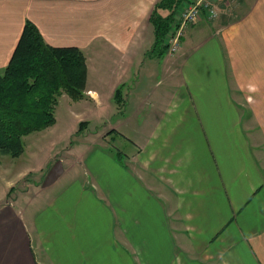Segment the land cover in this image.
I'll use <instances>...</instances> for the list:
<instances>
[{
	"label": "crops",
	"instance_id": "1",
	"mask_svg": "<svg viewBox=\"0 0 264 264\" xmlns=\"http://www.w3.org/2000/svg\"><path fill=\"white\" fill-rule=\"evenodd\" d=\"M158 1L0 0V71L31 21L86 57L85 97L56 105L69 132L84 102L100 118L126 107L98 138L134 137L125 159L85 145L72 161L87 178L35 213L1 202L0 264H264V0H242L237 16L217 0L216 19L202 14L146 68ZM157 67L176 85H128Z\"/></svg>",
	"mask_w": 264,
	"mask_h": 264
},
{
	"label": "trees",
	"instance_id": "2",
	"mask_svg": "<svg viewBox=\"0 0 264 264\" xmlns=\"http://www.w3.org/2000/svg\"><path fill=\"white\" fill-rule=\"evenodd\" d=\"M189 0H159L150 15L154 47L166 52L167 35L177 25L176 14ZM160 10H166L161 15ZM86 57L77 46L47 43L26 20L11 58L0 71V155L19 157L24 136L55 123V107L65 93L72 100L85 97ZM119 90H116V95Z\"/></svg>",
	"mask_w": 264,
	"mask_h": 264
},
{
	"label": "rangeland",
	"instance_id": "3",
	"mask_svg": "<svg viewBox=\"0 0 264 264\" xmlns=\"http://www.w3.org/2000/svg\"><path fill=\"white\" fill-rule=\"evenodd\" d=\"M241 1L242 0H229V3L225 5L229 15L232 13L233 16H237V13L241 11L239 8V5L242 4ZM185 7L186 4L183 3L177 11V25L179 12ZM162 11L164 10L159 11L161 15ZM218 16L219 12L216 18ZM185 30L186 28L183 30L182 35H184ZM175 31L176 27L172 29L170 33H174ZM159 50V45L155 47L152 46L148 53L144 55V66L146 68L156 63L152 60V57L160 58L163 56V54H159ZM133 79L134 81H130L128 85H176L175 81L171 82L166 77L163 78L158 67L155 73L148 76L144 73L139 74L138 72L133 76ZM83 103L84 102H81L82 106L77 111V117H81L83 121L77 124L76 131L69 132L72 128V114L67 110L64 102H61L57 108L55 107L54 112V116L58 118V125L56 128H53L56 124L55 118V123L53 125L24 136V151L19 157H12L8 154L0 155V203L7 200L16 202L17 206L27 213H35L44 208L43 205L46 200L48 201L49 198L56 197L59 192L63 191L73 180L87 178L83 166H75V162L72 160L78 157L83 147L88 143L94 142L95 150L106 149L113 157L122 155L121 157L125 159V155L130 157L133 156L134 137L131 131H129L130 135H132L131 137H124L117 131H111L110 135L106 137L105 140L104 138H98V135L105 127L119 120V117L124 114L126 107H118L117 110H113L109 116L104 112L103 115L107 117L100 118V114L97 110L93 109V107L87 108ZM133 123L130 125L134 126ZM50 153L57 156L54 162L60 160L63 167L65 166L66 169L57 181L47 187H43L42 181L54 162L49 165L44 172H39L38 167L41 165L43 159ZM128 169H130L129 165Z\"/></svg>",
	"mask_w": 264,
	"mask_h": 264
},
{
	"label": "built area",
	"instance_id": "4",
	"mask_svg": "<svg viewBox=\"0 0 264 264\" xmlns=\"http://www.w3.org/2000/svg\"><path fill=\"white\" fill-rule=\"evenodd\" d=\"M217 0H189L186 7L179 12L178 25L174 33H169L166 39V52L174 53L178 50L181 43L183 30L196 23L202 14H205L208 19H214L217 16L216 8Z\"/></svg>",
	"mask_w": 264,
	"mask_h": 264
},
{
	"label": "water",
	"instance_id": "5",
	"mask_svg": "<svg viewBox=\"0 0 264 264\" xmlns=\"http://www.w3.org/2000/svg\"><path fill=\"white\" fill-rule=\"evenodd\" d=\"M62 172H63L62 162L60 160H56L47 171L42 181V186L47 187L52 183H54L57 180V178L62 174Z\"/></svg>",
	"mask_w": 264,
	"mask_h": 264
}]
</instances>
